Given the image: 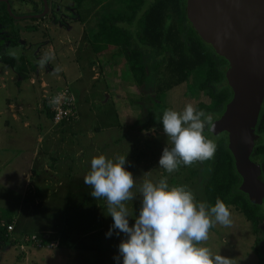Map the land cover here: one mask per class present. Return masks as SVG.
Segmentation results:
<instances>
[{
  "label": "rangeland",
  "instance_id": "1",
  "mask_svg": "<svg viewBox=\"0 0 264 264\" xmlns=\"http://www.w3.org/2000/svg\"><path fill=\"white\" fill-rule=\"evenodd\" d=\"M127 2L59 0L60 15L56 10V16L52 13L42 21L17 22L28 27L45 26V39L35 35L27 45L28 56L35 59L28 66L27 76L33 74L32 69L42 74L32 75V83L42 82L49 92L53 91L50 85L64 84L73 92L78 108L79 100L84 103L87 99L90 105L82 106L79 121H65L55 126L45 115L47 110H31L25 115L26 121L12 124H1L6 112L0 113L2 220L6 223L13 219L18 207L29 203L33 213L37 209L53 210V214L49 212L42 218L54 221L59 219L54 215L62 212L60 208L55 209L59 201L61 207L63 198L68 196L69 202L76 200L77 203L76 209L68 211L73 220L63 234L66 237L56 240L55 249L29 247L26 253H21L10 242H3L0 264H264V254L259 256L256 252L261 234H255L247 218L233 207L220 218L208 213L204 187L214 162L215 144L221 136L206 132L208 122L192 118L200 103H210L208 91L199 88L205 68L193 71L186 83L164 93L157 92V103L152 104L154 81L142 85L139 82L142 72L134 70L123 50L141 42L142 33L135 23L125 32L128 25L120 22L123 21L120 14L126 19L124 22L132 16L126 9ZM103 24H107L110 39L97 36ZM33 34L37 32L34 30ZM52 45L62 50L64 67H57ZM10 47L13 56L20 53L21 47ZM137 47L142 50L147 46L141 43ZM149 50L151 57L145 55V59L151 69L158 57L152 49H146ZM18 70L16 64L0 59L3 111L10 102L30 104L35 109L39 94L40 101L44 95L43 91L41 96L38 86L28 92L27 89L20 91L19 88L25 87L19 84L20 77L18 81L13 80ZM63 75L69 84L58 78ZM79 75L83 82L76 84L74 79ZM149 75L152 77V73ZM91 134L93 140H89ZM47 141L49 149L55 151L51 159L43 154ZM62 146L65 150L61 156L57 150ZM36 151L40 152L36 165L39 171L42 162V168L52 165L48 161H53L54 167L57 159L74 157L76 162L84 158L82 168H93V172L75 171L72 177H64L60 176V170L54 169L51 173L57 172L54 177H59L48 182V193L42 183L46 177L33 174L28 167V159ZM81 153L82 159H75ZM91 156L93 162L89 161ZM81 177L91 180L88 191L93 192L90 195L93 212L82 205L84 196L77 198L74 191L77 187L71 186ZM256 204L264 213V203ZM81 213L85 214L81 217ZM23 215L27 217L26 213ZM89 220H93V225ZM77 222L84 223L77 228ZM24 229L41 232L38 225ZM261 243L262 251L264 240Z\"/></svg>",
  "mask_w": 264,
  "mask_h": 264
},
{
  "label": "trees",
  "instance_id": "2",
  "mask_svg": "<svg viewBox=\"0 0 264 264\" xmlns=\"http://www.w3.org/2000/svg\"><path fill=\"white\" fill-rule=\"evenodd\" d=\"M146 1L147 0H128L126 9L132 13V16L126 21L127 23H132L136 19L137 12L143 9ZM120 17L123 20L120 22L126 23L124 22L126 19L121 16V14ZM139 24L142 31L139 38L141 43L154 50L157 55L160 56V62L155 64L154 69L151 70V73H156L155 78L151 81L148 77L149 70L146 69L148 65L143 59V53L139 50H129L130 55L128 57L130 59V65L136 72H142L139 82L142 83V85L146 83L149 85V82L151 84V82L154 81L152 84L155 85L156 91L158 93H164L186 83L189 80L190 74L196 69L201 68L204 70L205 68L203 72L204 81L199 88L203 91H208L210 103L208 105L200 103L192 118L201 119L209 124L211 123V118L216 115L218 116V114L222 112L224 113L225 105L232 98V91L225 77L228 62L219 57L212 47L207 45L200 38L191 23L188 22L186 0H155L151 2L141 17ZM101 29L102 30L98 32L97 36H107V38L110 39L111 37L108 36L107 24H103ZM130 38L129 35L128 40H130ZM1 58H5V55L1 54ZM15 61L16 58L12 57L7 60V63L15 64ZM21 65V67L18 65L20 67L19 71H24L25 62L22 61V58ZM34 72H36V69H34ZM37 77H40V75ZM25 83H28L26 78L22 79V83L19 81V84L25 86L21 88L22 92V89H27L26 92H28L36 86V84L26 85ZM50 88L53 90L54 87L50 85ZM64 88L66 87L62 86L57 88L56 91H45L43 96L41 93V99L44 100L45 108L52 119L53 114L50 108V100ZM26 92L24 94H27ZM71 93L73 94L72 91ZM33 110L35 111V109H32V111ZM23 116L24 117L21 118L22 121L26 119L25 115ZM213 154L214 162L212 163L211 172L204 187L208 213H212L216 218H220L224 212L231 207L239 211L253 224L256 231L255 234H261V238L257 240L256 252L259 256H263L264 249L261 251L259 243L262 244L261 241L264 240V213L260 212V206L253 201V198L239 190L241 178L236 172L234 158L228 149L225 137L217 139ZM256 154L258 157L255 156L254 159L259 162L262 177L264 179V148L261 147L257 149ZM74 184L77 187V189L74 190L77 191V198L84 196L82 205H87V210L93 212V209H91L93 208V197L90 196H93V192L88 191V189L91 188L89 186L91 180L81 177L79 181H74L71 186ZM79 184L81 186H79ZM75 201L73 202L70 200L69 202L67 196V198H63L61 207L59 206V201L55 209L60 208L62 212L54 215V217L59 218L54 221H50L49 218H42L43 216H47L49 212L53 214V210L47 212L37 209L38 212L33 213L29 208V203L22 208L19 206L17 216H14L13 219L10 218L6 223L0 217V221L4 222L6 225L3 227L0 223V245L8 241L10 242L9 245L17 247L21 253H26L29 247L47 248L45 246L50 242H54L57 245L56 240H64L66 236L63 234L66 228L71 226L70 223L73 218H71V213H68V211L76 209L77 203ZM31 203H33V201H31ZM31 205L33 206L34 204ZM24 213L27 214V217L23 215ZM84 214L85 213H81V217ZM82 223L77 222L75 227L80 228ZM89 223L93 225V220H89ZM32 225L41 226L39 230L41 232L37 234L24 229ZM8 226H13V231L9 232ZM47 231L49 233H46ZM86 232H89V230ZM32 237H36V239H31ZM27 238L30 239L27 241ZM38 242H41L43 247H39L37 245Z\"/></svg>",
  "mask_w": 264,
  "mask_h": 264
},
{
  "label": "water",
  "instance_id": "3",
  "mask_svg": "<svg viewBox=\"0 0 264 264\" xmlns=\"http://www.w3.org/2000/svg\"><path fill=\"white\" fill-rule=\"evenodd\" d=\"M187 17L228 62L225 77L233 96L211 133L227 136L239 190L263 204L264 179L252 152L261 142L256 130L264 105V0H187Z\"/></svg>",
  "mask_w": 264,
  "mask_h": 264
},
{
  "label": "flooded vegetation",
  "instance_id": "4",
  "mask_svg": "<svg viewBox=\"0 0 264 264\" xmlns=\"http://www.w3.org/2000/svg\"><path fill=\"white\" fill-rule=\"evenodd\" d=\"M58 1L59 0H0V59L9 60V58L15 57L16 62L18 60L20 67L22 66L21 65V58H22V61L25 62V70L24 71L18 70L16 72V75H18V76H16V79H13L14 82H15V80L18 81L19 80L18 77H20L21 83H22V79L26 78L28 83H25V84L26 85H33L32 84V80H33L32 76L30 77L27 75L29 74L28 66H30V64L35 59H31V57L28 56L27 50H30V49L27 48V45L29 44L30 39L34 40V37H32V36L41 35L43 38V34H44V29H43L44 25H40V26L32 25L31 27H28L26 25H17V22L25 23L27 21H30V22H37L39 20L42 21L43 19L47 18L50 14L54 13L56 10H57V13L60 15L61 5L60 4L58 5V3H57ZM147 1L148 2L145 3L143 9L139 10L137 12V16H136L137 20L135 19L136 21L134 20L135 22L133 21L132 23L126 22V24L128 25V28L125 30V32L128 31L129 28L134 23L136 24L137 29L140 30L141 27H140L139 23H140L141 17L143 16L145 10L151 4V2H154L155 0H147ZM127 4H126V7H127ZM70 8H72V7H70ZM44 11H46L45 14H43ZM30 12H33L34 15H30L31 14ZM186 12H187V0H186ZM54 16H56L55 13H54ZM14 17H18V19L16 20ZM188 22H189V20H188ZM54 23H56V22H54ZM40 28H42V30ZM44 28H45V26H44ZM34 30L37 32V34H33ZM43 39H45V38H43ZM137 44H141V42H138ZM137 44L134 47L132 46V47H125L124 48V50H126V52H127V60H129L128 56L130 55V51L139 50L143 53V59L146 61V63H148L147 60L145 59V55L150 58L151 57L150 56L151 51L150 50L146 51V49H151V48H149L147 46V47H142V50H140V49H138L139 47H137ZM10 46L21 47L20 53L19 54L16 53L13 56L11 54V52L9 51L11 48ZM32 50L34 52V48H32ZM2 53H5L4 54L5 58H1ZM39 53L40 52L37 53L38 56H39ZM124 53H125V51H124ZM154 55H156L158 57V61H156L153 64V67L151 69H149V67H146V69L149 70V73H151V70L154 69L155 64H158L160 62V59H159L160 56H158L155 51H154ZM42 64L43 63L41 62L40 65L42 66ZM20 67L18 69H20ZM40 68H43V67H40ZM32 70H33L32 75H34V74L35 75H42V74H38L39 71L38 72L36 71V73H37L36 74V73H34V69H32ZM155 75H156V73H152V77L150 75L148 77L154 79ZM152 79H150V80H152ZM36 86L39 87L41 93H43V91L45 92V88L43 87L42 82L38 83ZM19 90L21 91V88H19ZM154 93H155L154 97L151 98L152 104L157 101L156 100V94H157L156 89H155ZM232 96H233V94H232ZM222 115H223V113H222ZM221 116L218 119H215V120L211 121V123H209V128L206 130V132L211 133L212 124L215 121L219 120L221 118ZM256 134H257V137H260L261 142L259 144H257V146L254 148V150L252 152V158L253 159L255 158V156L258 157L256 154L257 149H259L261 147L264 148V105H263V108H262V111H261V114L259 117V122H258L257 130H256ZM224 135L225 134H222L221 136L226 138V142L228 144L227 136L226 135L224 136ZM222 137H219V139Z\"/></svg>",
  "mask_w": 264,
  "mask_h": 264
},
{
  "label": "crops",
  "instance_id": "5",
  "mask_svg": "<svg viewBox=\"0 0 264 264\" xmlns=\"http://www.w3.org/2000/svg\"><path fill=\"white\" fill-rule=\"evenodd\" d=\"M53 47L51 48V52H53L54 50H55V52H56V54H54L53 56H55V60L58 62V66L57 67H61L62 65H61V62L63 61V59L65 58V56L63 57L62 56V50H59V49H57L58 48V46H63V45H58V46H55V45H52ZM3 55L5 54V53H2ZM49 57H50V55H49ZM73 61V60H72ZM74 62V61H73ZM73 62H72V64H73ZM15 64H16V66L18 67V65H19V62H18V60H17V62L15 61ZM14 65V64H13ZM56 67V66H55ZM62 67H64V65L62 66ZM65 67L67 68V66L65 65ZM16 76H18V75H16ZM80 77H76L75 79H74V83H79V82H83V79H82V75H79ZM59 77H62V79L65 81V83L66 84H69L70 83V81L69 80H67L66 78H65V76L63 75V76H58V78ZM57 83V86L55 85ZM56 83H54V85L55 86H53L54 88H53V91H56V89L57 88H59V87H61V86H65L64 84H58V82H56ZM33 84V83H32ZM86 88H88V86H86ZM77 91V90H76ZM44 99V98H43ZM16 104V105H15ZM90 105V103L87 101V99H85V102L83 103L81 100H79V108L77 107V110H78V117H77V119H75L76 121H79L80 119H81V110H82V108H84V107H82L83 105ZM37 108H35V111H37V112H44L45 110H46V108H45V104H44V100H42L41 99V101H40V95H39V100H38V103H37ZM77 106H78V102H77ZM28 110H32L31 109V105L29 104H18V103H9V107L6 109V111H3L2 110V108H0V113L1 112H6L5 113V116H3V121H4V123L1 121V124H12V123H15V122H19V121H21L22 122V120H21V114H23V115H26V113H28L29 111ZM79 111H80V116H79ZM7 115H10V117H8ZM45 115L50 119V122H51V125H61V124H54V122H53V119L50 117V116H48V114H46L45 113ZM79 117H80V119H79ZM25 118H26V116H25ZM27 119H25L24 121H26ZM0 124V125H1ZM25 126H28V124H26ZM53 126V127H54ZM69 131H71L70 129H69ZM54 139H52V141H53ZM89 140H93V134H91L90 136H89ZM59 142V141H58ZM65 142H67V141H65ZM64 142V143H65ZM63 145V144H62ZM73 145V144H72ZM78 145H80V144H78ZM63 150H65V147H60L57 151L59 152V153H61V156L63 155ZM80 152H82L83 153V151H80ZM40 152H38V151H36L35 153H34V155L31 157V158H29L28 159V167H30L31 168V170H32V173L33 174H39V176L41 175V177L43 176V177H46L45 179H42V180H44V181H42V183H44V185H45V190H47V192L49 193L50 192V189H48V182H51L52 183V180H54V179H58V177L59 176H56V177H54L55 175H57L58 173V170H60V172H62V175H60V176H64V177H72V174L73 173H75V171H83V173L82 174H84L85 172H93V168H89V167H87V166H85L84 168H82V163H83V160H84V158H83V160L82 161H80V162H76L75 160H74V157H72V158H70V160H67V158L66 159H64V160H60V159H57L56 160V163L54 164V167H53V161H48L49 163H52V165H46L45 166V168H42V166H43V162H42V165H41V170L43 171H41V173H40V171H39V169L38 168H36V165H37V162H38V154H39ZM55 153V151H52L51 149H49V147H48V141H47V145H46V149L44 150V152H43V154L45 155V156H47L46 158H49V159H51L52 157V155ZM81 153V154H82ZM76 154V152L75 153H73V156ZM18 156H19V158H21L20 157V155L18 154ZM82 157H83V154L80 156V157H78V158H75V159H82ZM89 161L90 162H93V156H91V158L89 159ZM18 162V161H17ZM21 163H23V158H22V161H20ZM54 169H56V173H51L52 172V170H54ZM32 173L31 174H29V175H32ZM28 175V176H29ZM27 176V177H28ZM74 186L76 187V185L74 184ZM46 233H49V232H46ZM46 236H47V234H46ZM2 247V246H1ZM1 247H0V249H1ZM0 253H1V250H0Z\"/></svg>",
  "mask_w": 264,
  "mask_h": 264
},
{
  "label": "built area",
  "instance_id": "6",
  "mask_svg": "<svg viewBox=\"0 0 264 264\" xmlns=\"http://www.w3.org/2000/svg\"><path fill=\"white\" fill-rule=\"evenodd\" d=\"M50 108L53 114V122L54 124H61L65 121H72L77 119L78 110L75 101L74 95L67 88L62 89L57 93V95L50 100ZM1 225L5 227V223L1 222ZM8 231H13V226H8ZM30 238H27L28 241ZM31 239H36V237H32ZM37 245L39 247H43L41 242H38ZM48 249H54L56 244L54 242H50L47 246Z\"/></svg>",
  "mask_w": 264,
  "mask_h": 264
}]
</instances>
